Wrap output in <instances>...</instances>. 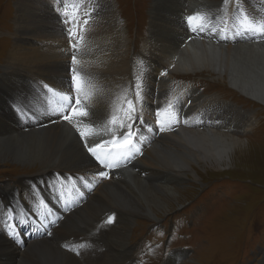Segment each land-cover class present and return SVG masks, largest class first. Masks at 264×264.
I'll use <instances>...</instances> for the list:
<instances>
[{
  "label": "bare ground",
  "instance_id": "obj_1",
  "mask_svg": "<svg viewBox=\"0 0 264 264\" xmlns=\"http://www.w3.org/2000/svg\"><path fill=\"white\" fill-rule=\"evenodd\" d=\"M53 1L60 8L65 5L69 8L75 2L78 6L77 13H83L82 11L87 8L86 5L89 6L90 3L94 10L98 2V0ZM166 1L168 0H162L161 4L164 5ZM206 2L207 0H175L174 4L177 8L188 4L190 9L187 12H191ZM30 5H34L35 9L26 6L25 0H19L16 3L15 19L18 20L19 26L15 31L14 52H10L9 62L5 66L9 69L4 70L0 77V163L6 159L23 165L36 162L41 167V171L35 177H22L18 181L19 187L24 190V197L14 196V194L12 196V186L5 187V191L4 189L0 190V217L5 219L8 228L11 229V231L7 229L4 236L14 238L7 244L4 236L0 235V264H103L104 258L101 261V258L94 252L95 249H90V247H94L96 240L102 242L100 248L105 245L106 241L110 246L114 231L120 227L121 220L124 219L127 222L131 220V217L134 216L131 213L138 212L155 219L158 214L170 211L168 203L175 202L174 204L178 206L179 203L176 200L179 192L173 188L172 184L184 181V177L189 171L188 167L200 165L206 160L208 162L213 160L215 164L223 163L231 152L243 148V143L237 142L233 138L211 133L215 128L212 125L206 132H201L202 130L198 129L188 130L187 126L190 125L182 123L181 118L184 114L186 117L194 116L197 110L194 112L191 108H187V104L193 101V104L197 105L198 97L201 95L196 96V92L191 93L190 91L187 97L184 95L177 97V91L185 90L184 85L188 81L185 77L208 72L221 79L224 77L240 96L264 106V33L260 31L264 27L260 29L259 26L254 28L250 25L254 31H260L255 33L245 30L249 25L241 24L235 33L236 37H234V29L229 34L224 32L232 28L229 20L226 19L224 26L219 27L223 33L214 39L210 34L204 33V24L191 25L188 23L187 25L179 20L169 28V35L167 34L165 37L164 44H161L159 40H153L151 35L152 37L146 45L145 54L137 55L139 58L137 63L146 62L148 70L145 68L143 70L150 71L147 75L148 80L145 82L142 77L140 79L138 76L140 73L135 75L136 71L138 73L135 66L137 64L129 60L124 50L123 32L120 30L119 24L113 23L108 18H105L103 23L102 21L98 22L99 19L91 20L92 31L87 30L89 32L87 33L80 29L79 31L75 30L79 33L72 39L76 52H79L81 48L84 49H81L82 55L80 53L78 56L79 69L90 76L89 87L91 88L92 85L95 88L98 97L93 91H89L84 81H79L78 87L74 82L71 83V74L67 67V59L72 51L69 40L64 39L62 35L50 32L48 29H51L49 26H52V23L43 32L40 27L34 33L33 27L30 26L36 19V13H43L41 21L43 25L55 21L56 15L52 14L54 17L51 19L48 15L51 7L38 0H31ZM36 7L39 9L37 12H35ZM176 11L179 15L180 12ZM83 15L85 16V14ZM107 15L111 16L112 12L108 10ZM181 16H183L182 13ZM204 18L207 20L212 17L209 13H204L199 17L202 20ZM85 22L89 24V21H80L79 19V25ZM263 22V17L258 18L260 25ZM151 26L154 30V27L158 26L157 21H151ZM72 29L74 28L72 27ZM194 29L195 31H193ZM219 29L216 30V33ZM250 33L252 34L250 35ZM213 41L218 45H215ZM234 45L236 46L232 48ZM208 47H212L218 52H209L206 50ZM208 53L213 58L219 57L220 62L215 60L209 62ZM12 56L15 62H13ZM124 57H126L125 60ZM83 59L84 61H82ZM130 68L134 73L133 76L129 75ZM171 72H175V74L171 75ZM66 76L68 77L66 78ZM10 77L15 81L7 83ZM178 77L183 78L178 81ZM127 79L134 87L128 94L127 101L125 100L128 105H125L122 99L126 91ZM34 82L40 83L46 91L43 93V100L40 104L50 103L57 115L53 114L43 121L33 116L36 112L39 113L42 108L37 100H34L31 106L29 101H32L34 96L26 91L20 93V90L23 86L33 88ZM49 82L66 93L50 87ZM174 82L181 83L172 84ZM172 88L175 89L170 90ZM149 90L151 92H148ZM36 92L38 91L36 90ZM16 93L23 97L18 100ZM49 96H55L59 102H53ZM73 97L80 100L78 108L83 105L82 108L91 110V114L99 113V120L75 117L72 124L63 120V116L68 114L66 107L71 103ZM9 106L17 109V115L10 111ZM222 110L224 107L219 106L202 113L208 117L221 118L223 125L230 124L233 115L229 113L228 118L224 119ZM157 112H159L158 116ZM205 114L202 115L205 116ZM129 115H134L137 120L136 126L132 129L135 133L133 137L135 142L131 146L132 154L128 157L129 159L124 162V159L121 158L118 167L111 169L102 167V169L110 170L112 175L108 179L104 178L105 180L102 182L99 181L96 187L94 182H90V186L88 183L82 182L84 187L88 186L87 190H91V188L95 191L100 190L99 199L96 200L99 202L98 205L86 209V216L91 220L73 229L62 239L51 240L49 246L47 240L61 237L59 230L64 225H73L79 221L80 215L76 209L85 204L89 196L94 193L93 189L92 193H87V198L81 205L75 203L77 193L81 189L78 183L73 187V191H70L62 185L59 186L57 178L60 174L63 175V178L66 173L76 175L83 170H89L85 172V175L100 177L99 172H90L94 169L93 165L99 164L92 161L93 157L89 156L90 154L84 148V142L79 137L77 127L88 124L92 128V135L96 141L101 142L104 138L119 137L123 132H126L127 128L122 129L121 125L131 123L128 119ZM177 120H179L178 124ZM146 126H150L147 127L148 133L144 131ZM160 126L166 130L160 132ZM198 127L203 129L207 126L199 124ZM241 130L242 128L236 134H240ZM75 133L80 138V146ZM157 134H159L158 138ZM165 135L170 136L168 146L164 144ZM208 135L214 136L210 138ZM211 140H216L219 143L209 147ZM156 148H159L157 153ZM6 162L8 163V161ZM52 172L54 174L41 183L44 173ZM132 173H135V176L130 175ZM109 185L121 187L119 188L121 189L119 200L112 198V194L114 195L115 192ZM130 185L133 187L131 188ZM103 189H106L105 193L102 192ZM106 193L108 194L107 198ZM10 199H13L12 203L9 202ZM53 200H59L58 208L53 205ZM72 202L73 205L70 206ZM110 204L121 205L127 212L113 206L108 207L107 205ZM60 205H64L65 209L61 210ZM72 207L74 208L69 210ZM12 210L16 213L15 217L33 214L38 226L48 232L47 237L41 236L42 238L37 240L25 238L26 244L20 246L22 236L16 231L14 219L10 215ZM72 211L73 213H71ZM57 212L59 215L68 214L59 216ZM81 217L83 219V215ZM109 217H114L112 223L108 222ZM64 219L65 221L62 222ZM59 223L61 224L58 226ZM108 228L111 231L110 238H108L110 232H106ZM96 230L98 232L94 233ZM52 233L54 234L52 235ZM72 242L78 243V250L70 246ZM12 245L17 246V249H22L17 261H15L16 247L13 246L14 250H12ZM119 245V240H116V245L113 249L110 247L109 253L117 258L118 256L124 258L126 253H130L129 244L126 240L125 244ZM79 251L83 254L77 258L76 255ZM170 256L174 260L181 258L178 253H172Z\"/></svg>",
  "mask_w": 264,
  "mask_h": 264
},
{
  "label": "rangeland",
  "instance_id": "obj_2",
  "mask_svg": "<svg viewBox=\"0 0 264 264\" xmlns=\"http://www.w3.org/2000/svg\"><path fill=\"white\" fill-rule=\"evenodd\" d=\"M18 1L19 0H0V77L4 70L9 69L5 66L9 62L10 52H14L13 47L16 36L15 31H17V26H19V22H17L18 20L15 19L16 3ZM38 1L45 4L46 6L51 7V11H48L50 19L55 15L57 19L55 21L49 22L48 25H43L41 22L43 13H36L35 21L30 24V26L33 27L34 33L40 27L43 32V30H45L46 27L48 28L49 24L52 23V26H49L51 29L48 30L58 35H62L64 36V39L69 40V27L74 33V37L77 33H79L76 32L79 31V29L83 32H87V30L89 32L92 31L93 23L91 20L99 19L98 22L102 21L103 23L105 18H108L113 23L119 24V27H121L120 30L123 32L122 40L124 50L129 60H131L133 63L136 62L135 64H137L135 66L138 69V73L136 71L135 75L137 76V74L140 73L138 76L140 79L142 77V80L145 82L148 80L147 75L150 71L143 70V68L148 70L146 67V62L140 61L137 63L139 59L137 55L145 54L147 51L146 45L152 36L153 40H159L161 44H164L169 28L176 22L178 23L179 20L187 25L188 23L191 25H198V23L201 25L204 24V33L210 34L214 39L222 34L219 33V31L216 33V30L219 29V27L224 26V20L226 19L229 20L232 29H234V37H236L235 33H237L236 31L239 30V26L241 24L246 26L251 25L254 28L259 26L260 29L264 27V22L261 23V25L258 23V18H264V0H227V2H225V0H207L206 3L210 5L204 3L198 8H194L191 12H187V10L190 9L188 4L181 5V7L177 8L174 4L175 0H168L164 5L161 4L162 0H155V2H153V0H101L102 2L98 0V6L95 5L94 10H92V5L90 3L89 6L86 5L87 8L82 11L83 13H77L76 9L78 6L72 0L71 1L73 3L69 6V8L66 5L61 8L57 7L53 0ZM30 2L31 0H25V5L31 6L33 9H35V6L30 5ZM37 9L38 7H36L35 12L39 10ZM108 10L112 12L111 16L107 15ZM176 10L180 12L179 15L176 13ZM69 11H71V14ZM232 11H234L233 19H231ZM181 13L183 16H181ZM204 13H209L212 18L207 20L205 18L203 20L199 19L200 15ZM52 14L54 16H52ZM83 14H85V16ZM76 16L78 19L75 18ZM189 16L194 17V19L190 22L187 19ZM79 19L80 21H89V24L85 22L79 25ZM153 20L155 22L157 21L158 23V26H155L154 30H152L153 28L151 26V21ZM72 27L74 29H72ZM251 29L252 30L250 32H260L258 30L254 31L253 28ZM224 32L227 34V31ZM251 34L252 33H250V35ZM213 42L215 45H218L215 41ZM235 46L236 45L232 46V48ZM56 49H58L57 46ZM70 49L72 51L69 54V59H67L69 73L73 75L72 69H75L76 74L79 76V81H84L87 84L89 91L91 90L95 95H97L95 88H93L92 85L91 88L89 87L90 76H88L85 71H80L79 69L80 65L78 56L80 53L82 55V50L84 49L81 48L82 50L80 49L79 52H76V49L71 46ZM74 49L75 52H73ZM206 50L214 53L218 52L212 47H208ZM73 56H75L77 59L75 64L72 62ZM13 58L14 57L12 56V60ZM208 58L209 62L214 60L220 62L219 57L213 58L209 53ZM125 59L126 57H124V60ZM82 61H84V59ZM13 62H15V60H13ZM174 74L175 72H171V75ZM67 77L68 76H66V78ZM181 78L183 77H178V81H181ZM185 78L188 80L185 82L186 85H184L185 90H178L177 97L182 95L187 97L189 96L190 91L191 93L196 92V96L198 94L201 95V97H198L199 99L197 105H194L193 101L187 104V108H191L194 110V112L197 110L194 113V116L186 117L184 114V116L181 118L182 123L190 125L187 126V129L191 131L198 129L199 131L202 130L201 132H206L212 125L215 128L212 129L211 133L233 138L237 142L243 143L244 146L240 150L231 152L223 163L215 164L213 160L211 162L206 160L200 165H192V168L188 167L189 171L187 172L186 177L180 173L182 177H184V181L175 182L172 184L173 188L179 192L176 200L178 201L177 203H179L178 206L174 204L175 202L168 203L170 211L158 214L156 216L157 218L155 219H151L149 216L142 215L138 212L131 213L134 215L131 217V220L128 222L124 219L121 220L120 227L114 231L113 240H110V246H108V242L106 241L105 245L100 248L102 242L96 240V244L94 247H90V249H95L94 252L101 258V261L104 258L103 264H126L127 261H131V259L132 264H264V106L242 95L240 96V94L233 90V87L228 83V81H226V79H224V77L221 79L217 75L204 72L202 74H196L195 76L189 75ZM128 80L129 79L126 80V84L124 81V84L126 85V91L124 92V95L126 97L123 95L122 100L123 104L125 105H128V103H126L128 94H130L131 89L134 87L130 80ZM14 81V78L10 77L7 83ZM72 82L73 81L71 80V83ZM179 83L174 82L172 84L178 85ZM48 85L58 91L65 92L59 90L58 87L56 88V86L52 85L51 83ZM173 89L175 88L170 90ZM36 90L39 93L36 92ZM22 91H26L34 96V99L29 101L31 106L34 103V100L38 101L42 110L39 113L36 112L33 116L38 118L40 121L45 120L47 117H51L53 114L57 115L50 103L45 102L44 104H40V102L43 100V93L46 92L40 83L34 82L33 88H30L29 86H23L20 90V93ZM148 92L151 91L149 90ZM16 95L18 100L23 97L19 93H16ZM49 97L53 102H59L55 96ZM219 106L224 107L225 112L222 110L224 119L228 118L229 113L233 115L230 124L223 125L221 124V118L208 117L205 113H202L214 107L218 108ZM82 107L83 105L80 106V109H83L88 113L86 118H95L97 121L99 120V113H95L93 115L91 114V110L87 109V111ZM200 108L202 109L200 110ZM9 109L14 115H17L16 108H10L9 106ZM66 110V113H68V108H66ZM202 114H205V116ZM199 124H204L207 127H203V129H200V127L197 128ZM150 126H146L144 131L147 132V127ZM240 127L242 128L241 133L236 134L239 129H241ZM208 136L212 138L214 135ZM75 137L77 140L79 139L78 144L80 146V138L76 135V133ZM156 137L158 138L159 134H157ZM169 143L170 136L165 135V146H168ZM217 143L219 142L216 140H211L209 142L210 145L208 146L213 147V145ZM127 150L128 149L125 148L118 152H127ZM155 150L157 153L159 148H156ZM6 161H8V163ZM6 161L3 160L0 163V190L4 189L5 191V187L12 186V196L14 194V196L24 197V190L19 187L18 181L22 177L29 178L32 176H37L38 172L41 171V167L36 162L29 165H23L14 163L7 159ZM92 161L97 164L96 160ZM93 167L94 169L90 170L91 173L108 170L102 169L104 166L101 165H93ZM86 171L89 170H83L79 173H76V175L72 173H66L63 178V175L61 176L60 174V176L57 178L63 183H78L81 189L80 192L77 193L75 203H80L81 205L83 202H85L87 193L90 194L93 191L94 193L89 196L85 204L76 209L80 215L79 221L73 225H64V227L59 230L61 237L57 239L50 238L47 240V244L49 246L51 240L58 241L73 229L82 226L85 222L91 220L86 216V209L98 205L99 202L96 200L99 199L100 190L95 191L93 188H91V190H87L88 186L84 187L82 182L88 183L89 186L90 182H94V186L96 187L99 181L102 182L105 179L103 177H99V179L90 175H85ZM131 172L134 171L132 170ZM52 174H54V172L50 174L44 173L41 183H44L45 179H49L50 175ZM130 175L135 176V173ZM109 186L111 189H114L113 191L115 192L114 195L112 194V198L114 200H119V191H121L119 188L121 187L114 185ZM130 187L132 188L133 186L130 185ZM115 190L118 191L116 192ZM105 191L106 189H103L102 192L105 193ZM107 197L108 194L106 193V198ZM9 202L12 203L13 199H10ZM58 202L59 200L52 201L55 208H58ZM71 205H73V202L70 204V206ZM107 206H113L118 209H123L127 212L126 209L118 204H110ZM73 208L74 207L70 208L69 210H72ZM73 211L71 213H73ZM15 214L16 213L14 210L10 211L11 218L14 219L15 222L16 231L22 236L20 246L26 244L27 240L25 238L37 240L41 239L42 237H47L48 232L46 230H42L38 226L33 214L22 217H15ZM66 214L68 213L58 215L64 216ZM82 215L83 219L81 217ZM160 220L161 223L159 225L161 226H163V224L166 222L165 226H163L161 230L152 227ZM64 221L65 219L62 222ZM61 223H59L58 226ZM164 227L167 229L166 231ZM7 229L8 231H11V229L8 228V223L5 221V219L0 217V235L4 236V233H6L5 231ZM109 229L110 228L107 229L108 231L106 230L107 233L110 232L108 234V238L111 237V231H109ZM96 232H98V230H96L94 233ZM53 234L54 233H52V235ZM178 234L181 235H179L177 238L176 235ZM4 238L7 240V244L11 239H14L11 237L7 238L5 236ZM116 240H119V246L125 244L126 240L127 244H129L128 246L130 253H126L124 258H121L120 256L117 258L116 256L109 253L110 247L113 249V247L116 245ZM172 241L177 242L173 244L174 247H177L181 243L190 245L179 248V250L186 251V254L173 252L175 254H180V260H174L171 256L167 258L166 254L169 251L168 249L165 256L161 255L162 250H164L163 245L165 243L170 244ZM74 244L75 245H73V247L75 250H78V243ZM13 246L14 245H12V250H14ZM14 247H16L15 250L17 253L15 261H17L19 260V253L22 249H17V246ZM172 250L175 249H170V253ZM80 254L83 253L79 251L76 257L78 258ZM132 256L134 258H132ZM135 259L137 260L134 262ZM257 261H259V263H257Z\"/></svg>",
  "mask_w": 264,
  "mask_h": 264
},
{
  "label": "snow or ice",
  "instance_id": "obj_3",
  "mask_svg": "<svg viewBox=\"0 0 264 264\" xmlns=\"http://www.w3.org/2000/svg\"><path fill=\"white\" fill-rule=\"evenodd\" d=\"M227 2V0H225ZM188 21H192L194 17L189 16L187 17ZM246 31H251V26L249 25L248 28L245 29ZM195 31V29L193 30ZM261 33H264V29L260 30ZM73 35L74 33L69 28L68 29V36H69V43L70 46L75 48V44L73 43ZM73 64L76 63V57L73 56L72 58ZM73 75H72V81L79 86V76L76 74V70L72 69ZM161 75H164V73H161ZM139 97V93L137 94ZM77 105L80 104V100L77 99L76 101ZM159 115V112H157V116ZM88 116V113L80 109L78 107H72L71 113L66 114L63 116V120L67 121L69 124L73 123V117H79L81 119L86 118ZM128 119L131 121V123L128 124H122L121 128H127L126 132H123V139L120 140L117 136L112 137V147L113 148H119V149H125L127 148V152H122L119 154H114L112 151L108 150V141H101L97 142L94 136L92 135V128L88 124H83L82 127H77V131L79 133V137L84 142V148L86 149L87 153L93 157L99 165L107 167L111 169L112 167H118L119 161L121 158L127 159L132 154V144H133V137L135 133H133L132 129L136 126L137 120L134 115H129ZM113 123H115V120H113ZM140 123L142 124L143 121L141 120ZM159 124V121H157ZM179 123V120H177V124ZM151 130V129H150ZM166 129L163 126H160L159 131L164 132ZM100 177L108 178L109 172L107 171H100L98 173ZM114 220V217H109L108 222L112 223Z\"/></svg>",
  "mask_w": 264,
  "mask_h": 264
}]
</instances>
